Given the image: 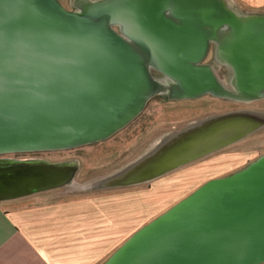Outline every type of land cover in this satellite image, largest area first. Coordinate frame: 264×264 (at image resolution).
<instances>
[{
    "label": "water",
    "instance_id": "obj_1",
    "mask_svg": "<svg viewBox=\"0 0 264 264\" xmlns=\"http://www.w3.org/2000/svg\"><path fill=\"white\" fill-rule=\"evenodd\" d=\"M76 6L0 0V154L103 141L164 91L169 100L264 98V13L229 0H77ZM210 42L215 59L231 70L228 85L202 62ZM263 125L264 116L254 112L211 115L163 137L108 185L152 181ZM73 174L70 164L1 158L0 200L65 185ZM263 262L264 153L205 180L101 264Z\"/></svg>",
    "mask_w": 264,
    "mask_h": 264
},
{
    "label": "rangeland",
    "instance_id": "obj_2",
    "mask_svg": "<svg viewBox=\"0 0 264 264\" xmlns=\"http://www.w3.org/2000/svg\"><path fill=\"white\" fill-rule=\"evenodd\" d=\"M59 1L67 9H77V0ZM230 3L232 4L231 1ZM207 59L209 61V56ZM223 81L226 85H228V82L225 79H223ZM161 99L163 100V98L149 100L143 110L131 122L106 140L65 150L0 154V159L22 160L30 158L52 164H70L74 167V174L69 183L59 187L17 197L18 199H3L0 200V204L11 205L15 204L14 202H19L21 200L33 205L41 203L50 204L87 196H99L108 193L112 194L114 192H121L123 195L124 192H128L127 194H129V192L133 191L138 192L140 189L146 191L151 189V183L154 184L157 180L163 179L166 181L168 177L174 176L180 171L182 173L186 172L188 178L195 176L197 173L195 174L193 170L197 169L200 164H203L205 161L212 160L223 153L228 154L229 152L240 148H242V150H250V152L251 150H254V148H257L258 150L263 149V152L259 153L256 157H259L264 153L263 125L258 130L250 132L249 135L247 134V137L244 136L243 138L246 137L245 139L241 141L237 140L227 146L225 145L215 152L210 153L207 157H203L197 161H193L188 164L186 163L181 167H177L165 175H160V178L158 177L159 179L155 178L157 179H154L155 181H145L119 187L109 186V181H107V179L111 175H116L125 170L127 167L140 161L143 156L146 155L147 150L159 143L163 137H172L178 133V131H181L185 127L192 126L195 122L200 123L206 117L240 110L258 113L259 115L264 116V98L259 100L255 99L251 101H243L218 98L213 97L211 94H207L199 98L183 100L177 99L170 100L169 102H160L159 100ZM250 152H248L247 155H250ZM214 175L215 174L208 175L204 179H200L199 182L191 188H173L172 190L166 191L163 195L160 191L159 194H161V196H157L155 202L156 205L151 204L150 206L153 209L147 207V204L143 205L142 208H137L136 202L134 203V206H131V204L130 206H127V202H129L128 199L125 200V204L127 208L130 207L131 214L134 209L136 210L133 217H137V221L146 217L149 218L147 220L148 222L161 211H164L178 200H181L189 192L193 191L195 187L197 188L199 184L214 177ZM215 176H218V174ZM168 185L169 183L166 182L164 186ZM123 200L124 198L122 196L120 201L122 202ZM169 200H171V202L167 205ZM155 208H161V210L153 212ZM140 210L141 215L138 216ZM103 261L104 260L100 261L98 264H101Z\"/></svg>",
    "mask_w": 264,
    "mask_h": 264
},
{
    "label": "crops",
    "instance_id": "obj_3",
    "mask_svg": "<svg viewBox=\"0 0 264 264\" xmlns=\"http://www.w3.org/2000/svg\"><path fill=\"white\" fill-rule=\"evenodd\" d=\"M230 1L245 12L264 13V0ZM205 175L188 178L180 171L166 181L155 179L150 190L123 195L114 192L50 204L22 200L0 204V264H98L149 219L137 221L133 217L136 210L131 214L127 206L136 202L137 208L150 207L157 196L173 188H191ZM166 182L168 186H164ZM156 210L161 208L153 212Z\"/></svg>",
    "mask_w": 264,
    "mask_h": 264
},
{
    "label": "flooded vegetation",
    "instance_id": "obj_4",
    "mask_svg": "<svg viewBox=\"0 0 264 264\" xmlns=\"http://www.w3.org/2000/svg\"><path fill=\"white\" fill-rule=\"evenodd\" d=\"M214 48L215 47H214L213 42H210L209 50H208V52H206L205 58L202 60V62L203 63H210L211 65H213V71L216 74V76L219 79H221V80H223V79L226 80V78H230L231 77V75H232L231 70L228 67V65H226L224 63H221L217 59H215ZM208 56H209V61L207 59ZM151 74L153 75V77H155L156 79L160 80L164 85H166V87H170L171 86L170 84H168L170 82L168 80V78H166L164 75H162L158 71L151 69ZM205 95H207V94H205ZM167 97H168L167 93L164 91V92H160V93L156 94L152 98L149 97V100H153L155 98H163V100L161 99L159 101L160 102H165V101L169 102L170 100L166 99ZM172 100H177V99H172ZM148 101H147V103H148ZM256 130H258V129H256ZM245 138H241L238 141H241V140H243ZM248 152H250V150H242V148H240V149H237L235 151H231L228 154H226V153L220 154L218 157H216V158H214L212 160H208V161L203 162V164H200L199 167L197 169H194L193 171H194V173H197V175H195V176H199V175H201L203 173H205L207 175H212V174L217 175L218 174V176L228 175V174L236 171L237 169L242 168L243 166H245V164H247L248 162H250L253 159H255L256 156L259 153L263 152V149L262 150H260V149L258 150L257 148H254V150H251V152H250L251 154L250 155H247ZM255 152H256V154H255ZM209 154H207V155H209ZM207 155H205L203 157H207ZM203 157H201V158H203ZM201 158H199V159H201ZM193 161H195V160H193ZM193 161H191V162H193ZM215 175H214V177H218V176H215ZM192 177H194V176H192ZM192 177H189V178H192ZM261 264H264V262L261 263Z\"/></svg>",
    "mask_w": 264,
    "mask_h": 264
},
{
    "label": "trees",
    "instance_id": "obj_5",
    "mask_svg": "<svg viewBox=\"0 0 264 264\" xmlns=\"http://www.w3.org/2000/svg\"><path fill=\"white\" fill-rule=\"evenodd\" d=\"M206 176H208V175L202 176V177H200V179H202V178L204 179Z\"/></svg>",
    "mask_w": 264,
    "mask_h": 264
}]
</instances>
